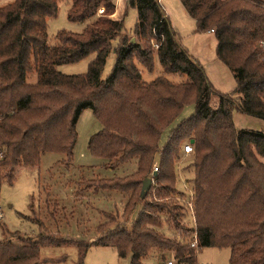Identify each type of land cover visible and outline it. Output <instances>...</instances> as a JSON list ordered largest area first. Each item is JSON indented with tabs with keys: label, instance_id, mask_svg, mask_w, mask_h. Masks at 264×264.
Returning a JSON list of instances; mask_svg holds the SVG:
<instances>
[{
	"label": "trees",
	"instance_id": "16d2710c",
	"mask_svg": "<svg viewBox=\"0 0 264 264\" xmlns=\"http://www.w3.org/2000/svg\"><path fill=\"white\" fill-rule=\"evenodd\" d=\"M60 1L16 0L0 9V196L4 180L12 182L18 167L38 166L42 154L58 152L71 161L80 114L91 109L103 130L91 137L90 153L110 167L134 162L136 171L88 183L126 196V225L106 230L89 245L76 244L81 260L98 246L130 256L131 264H144L155 254L159 264L170 259L187 264L197 263L202 249L218 248L230 249V264H264V131L243 130L235 122L236 113L264 120V0H180L196 33H215L217 59L237 83L229 94L215 89L159 0H128L138 12L132 35L123 18L98 15L114 0H72L68 19L88 25L80 34L60 32L59 44L51 46L47 22ZM112 52L115 66L102 79ZM93 54L84 76L56 69ZM155 55L165 74L182 80L161 75L143 80L135 61L151 72ZM190 104L194 115L161 145L163 133ZM184 142L193 148L188 169L195 172L190 227V210L178 202L183 193L176 187ZM146 178L153 183L142 199ZM155 191L157 203L150 200ZM164 223L175 236L162 233ZM12 236L19 241L0 242V264H39L41 244H62L47 228L36 240L19 232Z\"/></svg>",
	"mask_w": 264,
	"mask_h": 264
},
{
	"label": "rangeland",
	"instance_id": "374dc122",
	"mask_svg": "<svg viewBox=\"0 0 264 264\" xmlns=\"http://www.w3.org/2000/svg\"><path fill=\"white\" fill-rule=\"evenodd\" d=\"M15 1L0 0V9ZM71 6L72 0L60 1L57 15L48 19L47 35L51 46L59 44L57 35L60 32L80 34L88 25V22H72L68 19ZM103 7L107 9V14L101 16L115 20L123 18L127 32L130 35L134 33L138 23V12L129 6L128 0H114L109 6ZM150 44L156 51L155 42L152 41ZM94 58L95 54L78 63L61 65L56 69L64 75L84 76L88 73L89 65ZM135 62L142 72L143 80L147 82L155 80L160 75L175 83L182 80L183 76L179 74H165L157 55L154 57V68L151 72L139 65L138 61ZM114 66L115 55L112 52L101 73L102 79H106L112 73ZM230 72L232 73L231 70ZM32 79L35 80V76ZM194 111L193 104L184 109L180 117L163 133L161 145L168 141L173 129L183 120L194 115ZM235 122L243 130L264 131V120L261 119L236 113ZM102 130L103 125L96 119L93 111L84 109L77 123L78 141L71 161L67 160L64 154L48 152L42 154L38 166L18 167L13 174L12 182L8 179L4 180L0 196V213L3 217L0 220V242L4 240L18 242V238L12 236L15 232L36 240L40 232L47 228L62 244H41L39 264H131L130 256L120 258L115 249L98 246H91L87 255L81 260L76 245L78 243L89 245L101 237L106 230L114 229L118 225H126L123 215L126 196L88 185L89 182L96 184L100 179L123 177L136 171L134 162L110 167L107 160L90 153L88 144L91 137ZM187 144L188 142L182 144L184 150ZM191 156L192 154H183L181 151L180 158L176 162V187L183 193L179 194L178 202L183 204V208L190 210L186 217V227L193 226V210L188 204L189 201L191 202L192 182L195 177L193 169H188L189 164L193 162ZM156 195L157 191L152 194L150 200L157 203ZM135 217L136 215L133 216ZM114 219L116 224H111ZM38 222L41 223L43 230L40 229ZM162 233L175 236L166 223L163 224ZM197 255L198 260L205 264H230V249L204 248ZM159 260L158 254H155L152 258L145 259L144 264H159Z\"/></svg>",
	"mask_w": 264,
	"mask_h": 264
},
{
	"label": "crops",
	"instance_id": "0c3cea01",
	"mask_svg": "<svg viewBox=\"0 0 264 264\" xmlns=\"http://www.w3.org/2000/svg\"><path fill=\"white\" fill-rule=\"evenodd\" d=\"M160 3L173 28L180 35L182 44L203 65L215 89L222 94L232 93L237 83L230 69L217 59L218 41L215 33H196V22L189 16L180 0H160Z\"/></svg>",
	"mask_w": 264,
	"mask_h": 264
},
{
	"label": "built area",
	"instance_id": "2783aa9c",
	"mask_svg": "<svg viewBox=\"0 0 264 264\" xmlns=\"http://www.w3.org/2000/svg\"><path fill=\"white\" fill-rule=\"evenodd\" d=\"M106 11H107V9L105 8V7H103V8H100L99 10H98V15L100 14V16L101 15H106L107 13H106ZM115 15V14H114ZM113 15V16H114ZM192 151H193V148H192V146L191 145H187L186 147H185V153H187V154H191L192 153ZM155 171L157 172L158 171V169H155ZM3 217H2V215H1V213H0V220L2 219ZM197 245H198V239L195 237L194 238V242H193V244H192V246L193 247H197ZM160 264H178L175 260H166V261H163V262H161ZM187 264H205V263H202V262H200V261H198L197 263H187Z\"/></svg>",
	"mask_w": 264,
	"mask_h": 264
},
{
	"label": "water",
	"instance_id": "95a60500",
	"mask_svg": "<svg viewBox=\"0 0 264 264\" xmlns=\"http://www.w3.org/2000/svg\"><path fill=\"white\" fill-rule=\"evenodd\" d=\"M132 42L135 43V39H132ZM194 141H192L193 144ZM153 180L151 178H146L143 183L142 187V193H141V198L145 199L151 186H152Z\"/></svg>",
	"mask_w": 264,
	"mask_h": 264
}]
</instances>
